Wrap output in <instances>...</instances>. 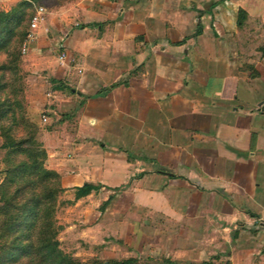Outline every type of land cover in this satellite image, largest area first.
<instances>
[{"label": "crops", "instance_id": "obj_1", "mask_svg": "<svg viewBox=\"0 0 264 264\" xmlns=\"http://www.w3.org/2000/svg\"><path fill=\"white\" fill-rule=\"evenodd\" d=\"M95 3L61 38L74 116L44 138L63 189L100 186L69 197L97 214L75 235L105 242L146 213L171 226V260L264 264V0Z\"/></svg>", "mask_w": 264, "mask_h": 264}, {"label": "rangeland", "instance_id": "obj_2", "mask_svg": "<svg viewBox=\"0 0 264 264\" xmlns=\"http://www.w3.org/2000/svg\"><path fill=\"white\" fill-rule=\"evenodd\" d=\"M92 1L97 2L92 9L99 14L105 9L113 14L117 8V0H0V15L15 10L21 15L12 19L10 30L0 28V182L4 178V169L9 164L28 159L25 153L19 152L23 149H32L38 159H41L40 151L43 149L46 153L41 161L43 167L52 170L46 161L50 145L45 146V134L57 129L61 131L60 125L66 120L71 122L74 116L71 113V100L68 99L71 87L64 86L63 81L66 80L64 72L67 63L74 65L75 59L67 52L64 63H60L58 45L59 42L63 44L62 49L65 50L66 43L61 39L64 34L88 25L87 21L90 19L83 12ZM38 6L45 8L44 21L35 31V39L27 41L25 38L29 20ZM106 17L107 15L96 14L90 22L105 24L109 22ZM23 43L26 44L25 53L21 51ZM58 86H61L60 89ZM74 86L72 84V88ZM43 116L46 117L45 120ZM11 140L16 143L24 140L25 143L13 149L1 147ZM73 193L74 190L71 189L55 193L52 215L57 230L54 237L57 249L65 256V261H72L70 264H114L115 261L127 260L131 264L191 263L187 256L171 260L172 255L166 253L164 237L165 234H170L171 226L163 220L153 221L146 213L138 216L129 211L125 214L128 221L117 230L115 237L110 235L105 242L94 245L84 242L81 235L79 237L75 232H82V229L90 226L97 214L93 210L79 213L70 211L74 202L69 197ZM126 202V198L118 199L114 209L124 211ZM100 207L99 210L103 211L104 208ZM9 241L10 239L1 238L0 246L3 242L9 244ZM7 251V248L0 247V264L42 263L40 254L29 252L21 257L18 252L9 255ZM59 257L58 254L50 256L48 264H57ZM202 262L205 261H196ZM206 262L230 264L226 255L218 254L208 255Z\"/></svg>", "mask_w": 264, "mask_h": 264}, {"label": "trees", "instance_id": "obj_3", "mask_svg": "<svg viewBox=\"0 0 264 264\" xmlns=\"http://www.w3.org/2000/svg\"><path fill=\"white\" fill-rule=\"evenodd\" d=\"M18 13L19 11L15 10L1 14L0 28L4 27L6 30H10L12 19L21 17ZM24 143V140L19 143L11 140L3 143L1 147L13 149L20 145L23 146ZM19 152L25 153L29 160L9 164L4 169V178L0 182V239H10L9 244L3 242L0 247L1 249L7 248L9 255H14L15 252H18L21 257L26 256L29 252L40 254L43 264H48L50 256L58 254L60 257L57 264H70L72 261H65V256L60 254L54 238L57 230L54 227L52 216L53 197L55 193L63 190L60 185V176L56 171L43 167L41 161L46 156L43 149L40 151L41 159H38L32 149H23ZM53 184H55L54 188ZM99 188L100 186L90 183L75 187V199L97 191ZM106 203L107 201L100 208H104ZM114 264H131V262L129 260L115 261ZM200 264H208V262Z\"/></svg>", "mask_w": 264, "mask_h": 264}, {"label": "built area", "instance_id": "obj_4", "mask_svg": "<svg viewBox=\"0 0 264 264\" xmlns=\"http://www.w3.org/2000/svg\"><path fill=\"white\" fill-rule=\"evenodd\" d=\"M45 15V8L43 6H38L35 8L33 14L30 17L29 20V26H28V30L26 32V40L27 41H32L35 39V31L37 29L40 28V25L43 23L44 21V16ZM78 25V24H76ZM58 50H59V59H60V63H63L64 58L66 57V52L63 48V45L59 44L58 45ZM21 51L23 53H25L26 51V44L23 43L22 47H21ZM44 120L46 119L45 116H43Z\"/></svg>", "mask_w": 264, "mask_h": 264}]
</instances>
